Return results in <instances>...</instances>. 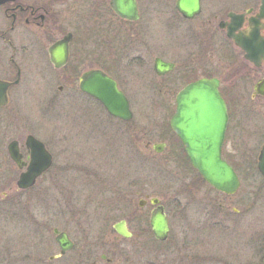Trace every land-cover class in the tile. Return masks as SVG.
Masks as SVG:
<instances>
[{
    "label": "flooded vegetation",
    "instance_id": "af4514ba",
    "mask_svg": "<svg viewBox=\"0 0 264 264\" xmlns=\"http://www.w3.org/2000/svg\"><path fill=\"white\" fill-rule=\"evenodd\" d=\"M118 2H0V80L9 84L6 90V104L0 107V147H6L12 170L17 173L15 186L30 161V149L26 144L29 136L39 140L51 155L50 165L36 178L32 186L22 189L17 186L15 189L8 188L9 191H14L10 194L14 202L24 199L27 204L30 199L24 196L26 194L39 196L41 212L38 213L37 222L41 224L44 233L51 230L52 234L37 237L34 243L39 250H25L19 257L20 263L129 264L127 260L125 263L124 259L122 260V241L128 242L136 236L140 239L151 236L156 244L161 245L168 240L170 232L168 211L160 200L159 204L163 206L169 231L165 240H158L153 235L150 217L156 205L150 203L151 197L148 196L141 198L144 201L142 204L138 199V210L133 209L129 214L115 218L110 229L115 234L114 238L106 235L108 229H103L100 235L93 236L85 226L88 227L92 223V207L105 209L111 200H115L114 197L121 201V190L111 189L110 196L105 195L102 198H99L101 193L95 191L88 192L86 198H82L78 193H68L63 195L62 199L58 198L59 165L56 155L50 149L48 137L58 136L59 132L42 135L39 129L27 125L19 116L18 108L13 106L7 111L11 104L12 92L19 91L24 84L45 82L47 88L50 87L54 93V104H60L59 98H67L72 99L75 106L82 108L80 123H83L84 128L78 131H85V135L81 136L85 140L84 143L90 145V150L91 145L99 148L121 144L125 136L126 142L137 149L139 128L135 123L128 124L134 118L130 96L136 94L148 100H156V105L163 111V121L158 126L162 137L156 142L147 141L145 148L159 154L165 151L171 161L182 165L185 175L190 171L196 174L197 179L189 175L188 182L185 179L186 191L198 189L197 185L204 183L220 196L230 199L227 205L207 200L202 210L196 211L192 216L188 213L190 205L182 206L186 224L180 242L186 250L185 253L172 257L175 254L173 252H165L164 255L159 250L154 251L150 253L148 264H240L237 256L241 254L219 257L217 252L198 249L205 233L212 229H243L246 236L243 254L247 264H264V175L258 169L264 147L262 0H199V11L190 17L179 11L177 0H134L133 16L118 13ZM157 22H161L169 32L182 35L180 44L169 52L156 51L151 45L150 35ZM157 59L165 64L164 69L157 70ZM91 71H100L115 81L117 88L129 102L132 113L129 120L112 116L96 97L81 90V76ZM200 81H207L211 89H217L226 108L227 119L222 135L221 157L232 166L239 180L237 189L232 193L219 191L204 180L191 165L185 151V143L176 130L192 128L189 126L194 120L192 116L184 114L178 118L177 100L183 96L187 98L185 101H189L187 105H190V101L198 97V94L202 96L204 92L182 94L190 85ZM133 85L135 88L131 92ZM207 120L211 121L210 118ZM247 120L252 123L247 124ZM74 121L77 122L78 118ZM106 121H109L107 124L112 127H107ZM200 122V129H203L206 126L203 117ZM207 126L209 132L206 135L201 133L200 139H219V131L210 132L211 127ZM67 133L69 135V132ZM13 142L24 162L22 168L10 157L8 147ZM154 144L159 146V151L154 149ZM135 155L137 156L136 150ZM14 171L10 173L12 178ZM98 174L101 176V173ZM86 175L93 177L96 173L88 171ZM97 180L95 177L92 181L101 184ZM2 194L7 192L3 191ZM47 196H51L50 201ZM61 205L63 219L69 217L73 226L64 229L55 225L50 229V222H56L57 218H60ZM50 206L52 212L47 214ZM147 207L148 216L141 215L140 210ZM23 211L26 214L21 213L20 217L28 218L26 210ZM107 216L109 215L99 214L94 222L108 223ZM120 221H124L130 236H122L114 228ZM144 222V230L132 229L133 224L140 226ZM191 230L201 234L192 235ZM58 233H65L69 242L64 250L57 242ZM47 241L52 246L49 249ZM189 244L199 252L190 255L187 252ZM32 247L30 245L28 249L31 250ZM158 255L160 257L157 258ZM7 260L10 261L0 258V264H5Z\"/></svg>",
    "mask_w": 264,
    "mask_h": 264
},
{
    "label": "rangeland",
    "instance_id": "374dc122",
    "mask_svg": "<svg viewBox=\"0 0 264 264\" xmlns=\"http://www.w3.org/2000/svg\"><path fill=\"white\" fill-rule=\"evenodd\" d=\"M150 38L151 45L156 51L169 52L180 44L182 35L169 32L161 22H157ZM134 88L133 85L130 91L132 92ZM50 91H52L51 88H47L45 82L24 84L22 89L16 93H11V104L7 111L13 106L18 108L19 116L30 127L39 129L42 135L52 132L58 134L59 132L58 136L48 137L50 149L56 155V162L59 165V199L68 193H78L82 198H86L88 192L93 193L94 191L101 193L99 198L105 195L109 197L111 189L118 188L121 190V201L114 197L115 200H111L105 209L92 207L91 219L93 224L91 223L88 227L86 225L85 229H88L93 236L100 235L103 229H108L109 232L106 235L114 238L115 234L110 229L116 220L115 218L129 214L133 209L138 210L136 207L138 199L146 196L159 198L168 211L170 232L165 244H156L151 236H147L148 238L145 239L136 236L128 242L122 241L121 248L122 254H124L122 260L124 259V263L127 260L129 264H148L151 259L150 253L158 250L164 255L165 252L175 253L172 257L184 254L186 250L180 242L186 224L182 206L190 205L188 213L192 216L196 211L202 210V206L206 204L207 200H210L211 203L219 202L226 205L230 203V199L220 196L204 183L197 185L198 189L194 188L191 192L186 191L185 179L188 182V175L197 179L196 174L190 171L189 174L185 175L182 165L171 161L165 151L159 154L152 149L145 148L147 141L156 142L162 137L158 126L163 121V111L156 105V100H148L136 94L130 96L134 118L128 124L135 123L139 128L140 137L137 149L126 142L125 136L122 145L115 143V146H100L99 148L91 145L90 150V145L84 143L85 140L81 136L82 134L85 135V131H78V129L84 128L83 123H80L82 108L75 106L72 99L68 100L67 98H59L60 104H54L52 100L54 93ZM75 118H78L77 122L74 121ZM107 123L109 121L105 122L107 127H112ZM246 123L251 124L252 121L247 120ZM154 127L156 128L154 129ZM66 131L69 132V135ZM60 140L62 141L59 142ZM12 169L13 166L9 162L6 147H0V258L10 259L5 264H21L19 257L25 250L33 252L39 250L34 243L37 237L51 236L52 234L51 230L44 233L40 227L41 224L37 222L38 213L41 212L37 194L36 196L34 194L24 195L30 199L27 204H25L24 199L16 202L11 200L10 194L14 191H9L8 188H16L17 174ZM12 171H14L13 178L10 175ZM88 171L96 173V176L88 177L86 175ZM98 173H101V176ZM95 177L101 184L98 185L92 181ZM3 191L7 194L3 195ZM51 196H47L49 201ZM61 204H63L62 201ZM62 207L63 205L60 207V218H57L56 222H50V229L55 225L64 229L72 228L73 222L69 217L66 216L65 219L62 217ZM23 210H26L28 214L26 219L20 217L21 213L26 214ZM148 210L149 207L143 208L140 210V214L146 216ZM47 211V214L52 212L51 206ZM99 214L109 215L107 216L109 217L108 223H95L94 220L98 219ZM133 228L144 230L146 224L145 222L140 226L133 224ZM190 233L192 235L201 234L192 230ZM245 238L243 229L237 231L212 229L205 233L204 240L199 244L198 249L205 252H217L219 257L234 253L236 255L241 254L239 257L237 256L240 259V264H247V259L243 254ZM28 243L33 246L31 250L28 249L30 246L27 245ZM46 244L48 249L52 247L49 241ZM188 247L187 252L190 255L199 252L192 244H189Z\"/></svg>",
    "mask_w": 264,
    "mask_h": 264
},
{
    "label": "water",
    "instance_id": "95a60500",
    "mask_svg": "<svg viewBox=\"0 0 264 264\" xmlns=\"http://www.w3.org/2000/svg\"><path fill=\"white\" fill-rule=\"evenodd\" d=\"M3 0H0L2 2ZM117 11L124 16H133L135 13L134 0H118ZM262 12H264V0H262ZM177 8L184 16H192L199 11V0H177ZM157 70L165 68V64L160 60H156ZM8 83L0 80V107L6 104V90ZM81 90L96 97L105 107L107 112L112 116L118 117L122 120H129L132 116L129 102L125 95L117 88L115 81L107 77L100 71H91L81 76L80 80ZM201 93L196 97L192 104L187 105L189 101L178 98L177 114L178 118L184 114L192 116V128L186 130L176 129L178 135L185 143V151L190 159L191 165L202 175L214 188L225 192H234L239 180L232 166L228 164L221 157V143L222 135L226 125V108L222 98L219 96L217 89H211L207 81H200L190 85L183 93ZM210 95V97H207ZM203 117V123L210 128V132L219 131V139L207 141L205 138L200 139V134L206 135L209 131L206 126L200 129V119ZM210 118L211 121H208ZM180 122V121H178ZM207 126V127H208ZM27 147L30 149V161L27 165L26 171L22 172L16 182V186L20 189L32 186L36 178L44 171L51 162V155L45 149L44 145L37 139L29 136L27 139ZM15 143H11L8 147L11 159L22 168L24 162L21 160V154L18 149L14 147ZM154 149L159 151L158 145L154 144ZM259 171L264 175V147L260 154L258 163ZM144 201L140 199V204ZM157 197H151L150 203L156 205L150 217V227L153 235L158 240H165L169 225L167 218L163 211V206L159 204ZM114 228L122 236H130L129 231L124 225V221H120L114 225ZM56 231V230H55ZM57 242L60 244L62 250L67 248L69 242L66 239L65 233H58Z\"/></svg>",
    "mask_w": 264,
    "mask_h": 264
}]
</instances>
